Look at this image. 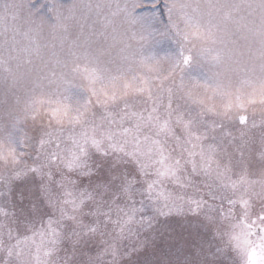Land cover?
Masks as SVG:
<instances>
[{
    "label": "snow or ice",
    "instance_id": "1",
    "mask_svg": "<svg viewBox=\"0 0 264 264\" xmlns=\"http://www.w3.org/2000/svg\"><path fill=\"white\" fill-rule=\"evenodd\" d=\"M0 264H264V0H0Z\"/></svg>",
    "mask_w": 264,
    "mask_h": 264
}]
</instances>
